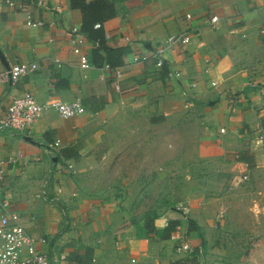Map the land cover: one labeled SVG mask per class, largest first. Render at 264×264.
Instances as JSON below:
<instances>
[{
	"label": "crops",
	"instance_id": "crops-1",
	"mask_svg": "<svg viewBox=\"0 0 264 264\" xmlns=\"http://www.w3.org/2000/svg\"><path fill=\"white\" fill-rule=\"evenodd\" d=\"M109 1L114 13L98 23L110 34V46L124 51L123 64L118 66L124 69L119 87L114 74L103 70L104 60L95 63V48L80 32L83 13L72 7V0H14L13 6L0 0V72L21 62L38 64L36 71L0 83V117L11 101L26 91L33 92L39 103L80 98L87 109L71 118L51 109L30 130L2 132L0 190L18 222L37 238L38 248L51 260L56 258L57 264H173L187 256L176 251L174 238L139 237L132 217L126 213L118 216L114 203H102L82 191L78 174L122 107L142 108L154 96L153 88L168 90L173 86L176 90L170 91L171 97L185 86L192 92L189 99L212 116L201 155L231 174H237V168L247 174L255 169L264 160V145L259 140L264 106L260 95L264 84L260 36L264 0ZM28 12L45 25H30ZM214 15L219 16V22L212 26L206 19ZM175 33L189 34L191 41L168 51L169 72L181 75L168 73L164 78L153 51ZM73 35L88 40L85 51L94 67H81L73 52ZM135 54L149 58L134 63ZM20 152L28 159L39 155L42 160L5 162ZM168 214L156 220L158 228L170 219L184 217L177 210ZM173 236L189 241L195 251L204 249L198 254V264H208L202 259L207 244L203 245L198 232L187 234L180 228Z\"/></svg>",
	"mask_w": 264,
	"mask_h": 264
},
{
	"label": "rangeland",
	"instance_id": "rangeland-1",
	"mask_svg": "<svg viewBox=\"0 0 264 264\" xmlns=\"http://www.w3.org/2000/svg\"><path fill=\"white\" fill-rule=\"evenodd\" d=\"M175 90L155 87L142 108L120 109L82 164V191L133 221L149 210L159 218L182 212L203 227L208 264H264V160L249 174L210 163L200 149L212 116L189 99V88L171 97ZM186 197L188 206L172 210Z\"/></svg>",
	"mask_w": 264,
	"mask_h": 264
},
{
	"label": "built area",
	"instance_id": "built-area-1",
	"mask_svg": "<svg viewBox=\"0 0 264 264\" xmlns=\"http://www.w3.org/2000/svg\"><path fill=\"white\" fill-rule=\"evenodd\" d=\"M7 3L14 5V0H7ZM41 5V2L39 3ZM29 19V24L37 27L44 26L45 22L41 19L36 20L31 12L27 15ZM191 18V15H188ZM209 25H216L219 22V16L214 15L206 19ZM101 23H96L95 27H101ZM260 36L262 42V51L264 53V27L260 29ZM110 34L106 33V39H110ZM191 41V36L189 34H171L166 37L161 43H159L154 51L153 58L155 65L158 68H163L165 62L167 61L168 51L177 45L178 43L188 44ZM71 42L73 43V52L78 55L80 65L84 69H89L94 67L95 64L91 62L90 55L85 51L87 47L88 40L83 35H73L71 37ZM93 47L99 46V41H95ZM148 55L135 54L133 56V62L137 63L140 61L148 60ZM56 63L60 67L62 62L59 58H56ZM103 70L114 74L116 79V86L119 87V82L124 76V69L122 67H112L109 63L103 66ZM38 69V64L35 62H21L13 65L4 72H0V83H5L8 81H15L19 77L26 76ZM104 75V74H103ZM180 72H175L174 75L170 73V76L179 77ZM104 77V76H103ZM260 94L264 101V84L260 87ZM55 110L63 118H71L75 116L82 115L86 112V107L84 106L80 98L75 99L72 102H64L59 99H51L46 103H39L34 96L33 92L26 91L22 95L15 97L9 104L7 111L4 116L0 117V134L4 131H19L24 132L30 130L36 121L47 111ZM264 111V109H263ZM225 133V129L222 130ZM264 139V126L259 135V140L262 142ZM60 141L55 142V146H59ZM22 160H32L41 161L42 157L35 155L28 159V156L24 155L22 152L18 155H12L7 158L6 163L15 164L16 162ZM3 165V163H1ZM248 165V164H247ZM2 177V171H0V178ZM244 179L248 176L244 175ZM0 264H57V259L51 260L45 251L38 248V240L36 237L31 235L27 229L22 226L18 220L17 215L12 212L10 208V201L3 195L0 190ZM176 240V251L183 254H192L194 248L191 243L179 236H173Z\"/></svg>",
	"mask_w": 264,
	"mask_h": 264
},
{
	"label": "trees",
	"instance_id": "trees-1",
	"mask_svg": "<svg viewBox=\"0 0 264 264\" xmlns=\"http://www.w3.org/2000/svg\"><path fill=\"white\" fill-rule=\"evenodd\" d=\"M72 7L81 10V13H83V24L80 32L84 34L91 43L99 41V46L94 49L93 54L95 63L98 64L104 60V64L109 63L112 67L122 65L124 61L123 49L111 47L109 40L106 39L105 29L102 26L99 28L95 27L96 23L107 21L114 13L112 2L109 0H96L90 2L87 0H72ZM103 52L105 55L102 57ZM162 69L164 72V78L168 77V73L170 72L167 61ZM152 122H158V119L153 118ZM251 165L253 166V164ZM177 206L178 205H174L171 207L173 209ZM180 206L186 207L188 206V202H184ZM125 213L129 214L128 212ZM159 216L160 214L156 211L149 210L136 219L134 224L138 236L144 237L145 235L150 236L154 234L161 239L169 240L173 238L175 232L180 228H184L187 234L193 231L198 232L199 236L203 238V245L207 244L203 227H201L194 219H190L189 217L185 219H170L163 228H158L156 220ZM198 253V251L194 250L192 254H188L185 258L179 259L173 264H198Z\"/></svg>",
	"mask_w": 264,
	"mask_h": 264
},
{
	"label": "water",
	"instance_id": "water-1",
	"mask_svg": "<svg viewBox=\"0 0 264 264\" xmlns=\"http://www.w3.org/2000/svg\"><path fill=\"white\" fill-rule=\"evenodd\" d=\"M0 57L3 59V55H2V52H1V50H0ZM176 209V208H175Z\"/></svg>",
	"mask_w": 264,
	"mask_h": 264
}]
</instances>
